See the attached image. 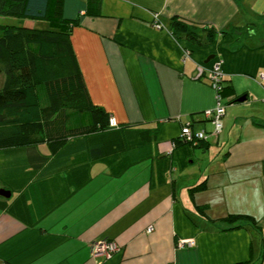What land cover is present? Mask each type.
<instances>
[{"label":"crops","instance_id":"0c3cea01","mask_svg":"<svg viewBox=\"0 0 264 264\" xmlns=\"http://www.w3.org/2000/svg\"><path fill=\"white\" fill-rule=\"evenodd\" d=\"M87 9L88 0H63L62 16L80 20L71 44L89 97L118 127L55 153L43 140L0 150V190L11 193L0 196V264H264V0ZM176 16L220 33L204 46L176 38ZM233 28L245 29L239 44ZM217 59L234 90L223 130L200 146L177 144L188 124L214 129L204 113L217 105L206 79ZM232 215L255 226L223 221ZM186 240L195 246L181 247ZM103 242L119 249L95 256Z\"/></svg>","mask_w":264,"mask_h":264},{"label":"trees","instance_id":"16d2710c","mask_svg":"<svg viewBox=\"0 0 264 264\" xmlns=\"http://www.w3.org/2000/svg\"><path fill=\"white\" fill-rule=\"evenodd\" d=\"M62 3L63 0H0V19L45 21L49 25V29L42 30L24 24H0V76H4L0 88V150L28 148L43 140L55 153L69 139L114 128L110 124L112 117L89 97L71 44L73 29L80 20L63 18ZM101 6L102 0H88L87 14L101 16ZM244 30L233 28L236 44L246 39ZM170 31L176 38L199 46L211 43L220 33L210 25L178 16L171 19ZM219 96L225 104L234 96L225 78ZM181 143L185 144L178 139L177 144ZM205 188V184L193 187L192 196ZM197 210L206 214L204 207ZM223 221H249L253 226L256 223L243 215H232Z\"/></svg>","mask_w":264,"mask_h":264},{"label":"built area","instance_id":"2783aa9c","mask_svg":"<svg viewBox=\"0 0 264 264\" xmlns=\"http://www.w3.org/2000/svg\"><path fill=\"white\" fill-rule=\"evenodd\" d=\"M156 27L161 28V25L156 24ZM223 64L224 61L222 59H217L212 69H210L209 73L207 74V80L216 93L217 105L215 109H209L205 111L204 116L208 121L212 123L214 129L209 133L205 130H194L191 124L184 126L180 139L186 144H191L194 147L198 146L200 142L207 141L210 137H217L223 130V119L226 114V104L219 96V92L221 90V82L224 79V73L222 69ZM261 79H264L263 74L261 75ZM110 124L113 127L117 126V122L113 118L110 120ZM147 231L150 233L153 231V228L150 227ZM195 244L196 243L194 240H186L181 241L179 245L181 247H194ZM118 249L119 247L115 242H103L95 246L94 254L95 256L102 255L110 257L111 254Z\"/></svg>","mask_w":264,"mask_h":264},{"label":"rangeland","instance_id":"374dc122","mask_svg":"<svg viewBox=\"0 0 264 264\" xmlns=\"http://www.w3.org/2000/svg\"><path fill=\"white\" fill-rule=\"evenodd\" d=\"M20 21H23V23ZM0 24H10L14 26H21L24 24V26H27L29 28L42 29V30L49 29V25L45 21H32V20H20L15 18H8L6 20H1ZM3 84H4V76H0V88L1 87L3 88Z\"/></svg>","mask_w":264,"mask_h":264},{"label":"water","instance_id":"95a60500","mask_svg":"<svg viewBox=\"0 0 264 264\" xmlns=\"http://www.w3.org/2000/svg\"><path fill=\"white\" fill-rule=\"evenodd\" d=\"M245 99L243 98V99H239V101H244ZM0 196H2V197H6V198H9V197H11V193H10V191H7V190H5V189H1L0 190Z\"/></svg>","mask_w":264,"mask_h":264}]
</instances>
